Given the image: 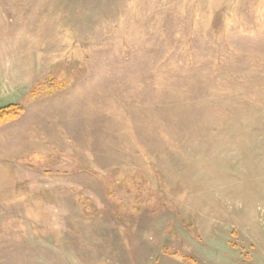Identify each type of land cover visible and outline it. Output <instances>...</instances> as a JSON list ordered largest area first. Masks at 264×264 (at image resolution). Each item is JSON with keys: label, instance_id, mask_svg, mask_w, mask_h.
Masks as SVG:
<instances>
[{"label": "rangeland", "instance_id": "obj_1", "mask_svg": "<svg viewBox=\"0 0 264 264\" xmlns=\"http://www.w3.org/2000/svg\"><path fill=\"white\" fill-rule=\"evenodd\" d=\"M9 105L0 264H264V0H0Z\"/></svg>", "mask_w": 264, "mask_h": 264}, {"label": "trees", "instance_id": "obj_2", "mask_svg": "<svg viewBox=\"0 0 264 264\" xmlns=\"http://www.w3.org/2000/svg\"><path fill=\"white\" fill-rule=\"evenodd\" d=\"M44 87H38L37 90H34L33 95L39 96L42 94ZM46 88V87H45ZM24 112V109L19 105H9L6 107L0 108V127L6 123H9L12 120L17 119Z\"/></svg>", "mask_w": 264, "mask_h": 264}]
</instances>
